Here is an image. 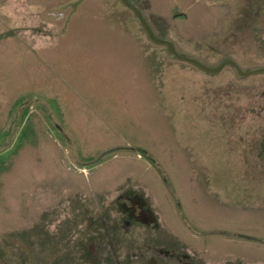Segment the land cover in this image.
I'll return each instance as SVG.
<instances>
[{"label": "rangeland", "instance_id": "374dc122", "mask_svg": "<svg viewBox=\"0 0 264 264\" xmlns=\"http://www.w3.org/2000/svg\"><path fill=\"white\" fill-rule=\"evenodd\" d=\"M132 1L179 53L264 66V0ZM180 252L264 264V73L169 58L116 0H0V264Z\"/></svg>", "mask_w": 264, "mask_h": 264}, {"label": "water", "instance_id": "95a60500", "mask_svg": "<svg viewBox=\"0 0 264 264\" xmlns=\"http://www.w3.org/2000/svg\"><path fill=\"white\" fill-rule=\"evenodd\" d=\"M116 1L130 11L132 19L139 26L145 39L153 44L163 46L164 52L166 56L169 58H173L188 63L193 67L197 68L198 70L208 74H213L218 72L223 66H229L235 77H244L247 75L264 73V66H255L249 69H242L237 65L235 61L228 58L220 60L214 66H209L199 61L193 56L179 53L174 48L173 43L168 38L160 37L153 32L149 23L142 15L139 7L132 0H116Z\"/></svg>", "mask_w": 264, "mask_h": 264}, {"label": "flooded vegetation", "instance_id": "af4514ba", "mask_svg": "<svg viewBox=\"0 0 264 264\" xmlns=\"http://www.w3.org/2000/svg\"><path fill=\"white\" fill-rule=\"evenodd\" d=\"M186 257L187 254H185L184 252H180L179 254L175 255V260L178 262L176 264H192L191 262L186 260ZM126 264H162V263L157 258L148 255L147 257L132 256L129 260H127ZM223 264H237V263L225 261V263Z\"/></svg>", "mask_w": 264, "mask_h": 264}]
</instances>
